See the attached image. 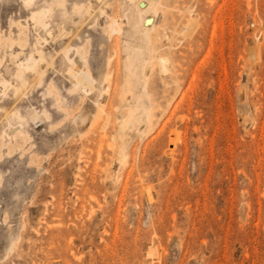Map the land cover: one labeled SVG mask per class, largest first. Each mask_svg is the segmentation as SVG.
<instances>
[{"label":"rangeland","instance_id":"rangeland-1","mask_svg":"<svg viewBox=\"0 0 264 264\" xmlns=\"http://www.w3.org/2000/svg\"><path fill=\"white\" fill-rule=\"evenodd\" d=\"M23 1L0 0V264H264V0H161L131 40L120 0L105 10L122 34L102 31L95 1L81 16L86 0H67L54 14L77 35L47 40L30 17L42 0ZM69 47L96 79L87 95ZM148 48L167 67L141 89Z\"/></svg>","mask_w":264,"mask_h":264},{"label":"bare ground","instance_id":"bare-ground-1","mask_svg":"<svg viewBox=\"0 0 264 264\" xmlns=\"http://www.w3.org/2000/svg\"><path fill=\"white\" fill-rule=\"evenodd\" d=\"M36 1L37 0H24L23 2L27 6H29L31 4L36 3ZM66 1L67 0H42V2L40 3L39 7L38 8L36 7L37 9H35V10L31 9L30 17H31L32 21L34 23H38L45 30L44 34L46 35V37H42L43 40H47V37H50V38L54 39V38H62V37H70L71 36V38H72L73 35L74 36L77 35V33H75L76 34L75 35L73 32L67 31L65 29V27H64V25H65L63 23L64 19L60 20V22H59L57 16H55V14H54L58 10H62V12H64ZM93 1H95L96 5H98V9H99L100 15L105 17L104 21L106 22V25H105L104 28H102V31L105 33V29H107L108 30V36H110L111 34H122L123 31H122V28L120 26V23H119V20L117 19V17L107 13L106 10H105V7H107L108 3H109V2L107 3V0H86V2L81 4V5L77 4L76 2H73V9L75 11L79 12L81 16H84V13L87 14L88 16H90L91 10L93 9ZM162 4L163 3H162L161 0H120V1H118V5H120V11L122 12V16H124L127 19L128 24H130L129 28L127 29L128 37L130 38V40H131L132 37H134V36L136 37V35L138 36V35L142 34L143 32H149L152 29L153 25H147L145 23V16L148 13H151L153 16H155L158 13V11H159L158 6H161ZM113 8H114V6L111 9H113ZM81 10H83L84 13H82ZM64 14H66V13H64ZM82 18H78L77 19V18L74 17V15H72L70 23H72V24H80L82 22ZM52 22L57 23L56 24V29L57 30L55 32H53V30H55V29L52 27ZM194 22L195 21H194V19H192V17L189 18L185 22V24L182 26V30L184 32L183 33L184 35H186L185 32H189V33L193 32L192 30L195 27ZM68 30H69V28H68ZM79 33H80V31H79ZM66 39H68V38H66ZM73 46H74V44H73ZM64 47H65V45H64ZM126 51H127V67L131 70L132 61H133L135 55H132L130 52H133V54H135L136 51H130V50H126ZM151 51H152V49L148 48V52H150V60H144L143 62L140 63V70H139V76L138 77H139V83H140V88L141 89H145L146 88L147 81H148V76L145 73V71H146V69L149 66H151L153 63H156L159 66L160 70H165L166 67H167V64L164 62V57H166V56L159 55L157 57V50L155 52H152V53H151ZM61 52H62V57H63V59L65 61V67L67 68V75H68V77L70 78V81H71L72 90L79 91L82 95H87V93L89 91H92L95 88L97 89L98 87H96V79L94 78V76L92 75L90 69L88 68L87 59H86L85 55L81 52V50L79 48H77V47H69V48H61ZM36 53H38V56H39L38 58L35 57L34 55L30 54L24 61H20V62L17 63L18 72H19L18 74H19V77H21L22 79H23L24 73L26 71L36 69V66H37L39 61H42V60L45 61L46 60L43 57V54H42V51L40 50V48H39V50H37ZM72 54H74V55L72 56ZM75 55H78V58L82 61V65H79L76 62V61H79V59L76 60L75 59ZM140 61H141V59L138 62H140ZM47 62H49V61H47ZM37 75L38 76H42V71L41 70L38 71ZM104 79H106L109 82V74L104 75ZM4 80H5V78H3V80L0 79V83H1V81H4ZM130 84H131L130 83V79L128 77L127 79H125L124 84L121 86V96L123 98L128 94V91H130ZM102 89L103 88L101 87V89L97 90L98 93H96V96L101 94ZM95 103H96L97 106L101 105L100 102H99V99L95 100ZM119 104H120V102H119ZM142 105H143V107L145 109L146 105L145 106H144V104H142ZM101 107H103V104H102ZM101 107H98L97 109H99ZM128 107H129V105H128ZM128 107H127V112L128 113L125 115L124 119L120 123V129H123L124 127H128L126 125H128L127 123L133 117L135 108L131 107L129 109V111H128ZM139 108H140V106H139ZM99 113H100V111H99ZM103 113H105V112H103ZM101 115H99V117H101ZM107 115H109V113ZM97 116H95V117H97ZM148 116H151V115H148ZM32 118H34V117H32ZM145 118H147V120H145V121L148 124V121H150L149 120L150 118L148 119L147 113H146ZM107 120H108V117H107ZM116 132H117V130H116ZM124 137H125V135H124ZM111 139H112V137H111Z\"/></svg>","mask_w":264,"mask_h":264}]
</instances>
